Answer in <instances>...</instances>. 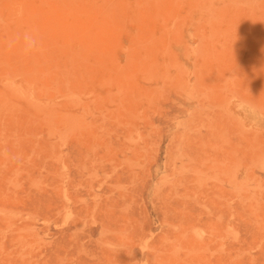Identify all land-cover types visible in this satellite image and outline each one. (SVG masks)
Here are the masks:
<instances>
[{
  "label": "rangeland",
  "instance_id": "obj_1",
  "mask_svg": "<svg viewBox=\"0 0 264 264\" xmlns=\"http://www.w3.org/2000/svg\"><path fill=\"white\" fill-rule=\"evenodd\" d=\"M0 264H264V0H0Z\"/></svg>",
  "mask_w": 264,
  "mask_h": 264
},
{
  "label": "clouds",
  "instance_id": "obj_2",
  "mask_svg": "<svg viewBox=\"0 0 264 264\" xmlns=\"http://www.w3.org/2000/svg\"><path fill=\"white\" fill-rule=\"evenodd\" d=\"M34 43H35L34 41H30L28 47L29 48L33 47L34 46Z\"/></svg>",
  "mask_w": 264,
  "mask_h": 264
}]
</instances>
